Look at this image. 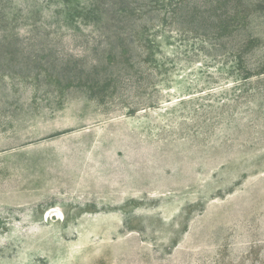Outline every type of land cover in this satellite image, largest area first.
Wrapping results in <instances>:
<instances>
[{"label": "rangeland", "instance_id": "1", "mask_svg": "<svg viewBox=\"0 0 264 264\" xmlns=\"http://www.w3.org/2000/svg\"><path fill=\"white\" fill-rule=\"evenodd\" d=\"M0 264H264V0H0Z\"/></svg>", "mask_w": 264, "mask_h": 264}]
</instances>
